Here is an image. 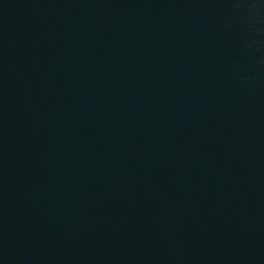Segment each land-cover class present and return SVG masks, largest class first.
Instances as JSON below:
<instances>
[{
  "label": "water",
  "instance_id": "water-1",
  "mask_svg": "<svg viewBox=\"0 0 264 264\" xmlns=\"http://www.w3.org/2000/svg\"><path fill=\"white\" fill-rule=\"evenodd\" d=\"M0 264H264V0H0Z\"/></svg>",
  "mask_w": 264,
  "mask_h": 264
}]
</instances>
